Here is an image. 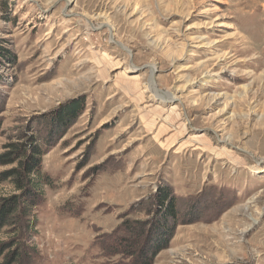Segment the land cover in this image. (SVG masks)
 <instances>
[{"label":"rangeland","instance_id":"374dc122","mask_svg":"<svg viewBox=\"0 0 264 264\" xmlns=\"http://www.w3.org/2000/svg\"><path fill=\"white\" fill-rule=\"evenodd\" d=\"M0 47V154L85 107L42 155L30 228L0 230V264H118L100 245L152 221L161 187L200 220L152 264H264V0H0Z\"/></svg>","mask_w":264,"mask_h":264},{"label":"trees","instance_id":"16d2710c","mask_svg":"<svg viewBox=\"0 0 264 264\" xmlns=\"http://www.w3.org/2000/svg\"><path fill=\"white\" fill-rule=\"evenodd\" d=\"M0 62L15 64L13 55L3 47H0ZM70 103L59 112L44 118L42 129L36 130L35 135L27 130L22 142L4 146V152L0 154V166L14 167L0 173V181H10L12 188L20 194L0 199V230L10 225L20 228V232L22 227L30 228L28 218L41 201V188L43 184H50L49 178L41 173L42 155L58 144L85 108L82 101ZM154 203L156 214L152 221H128L119 229L118 238H110L113 232L110 236H104L109 237L112 243L110 246L104 243L100 245L103 254L119 257L118 264H152L159 251L168 247L179 223L200 220L186 219L195 212L193 209L182 212L179 206L181 202L170 187H161L154 197ZM9 245L16 246L14 241L4 245L0 243V258ZM20 255L17 249L8 253L5 264L16 263Z\"/></svg>","mask_w":264,"mask_h":264},{"label":"bare ground","instance_id":"6f19581e","mask_svg":"<svg viewBox=\"0 0 264 264\" xmlns=\"http://www.w3.org/2000/svg\"><path fill=\"white\" fill-rule=\"evenodd\" d=\"M145 89L151 91V93L153 94V96L158 99L159 101H164V100H167V99H174L175 98V95L173 93H166L165 95L164 94H160L156 88H154V83L151 81V79L149 80L148 83L145 84ZM167 92V91H166Z\"/></svg>","mask_w":264,"mask_h":264}]
</instances>
